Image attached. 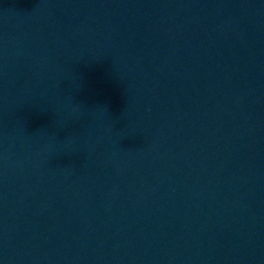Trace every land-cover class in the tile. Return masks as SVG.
<instances>
[{
	"label": "water",
	"instance_id": "water-1",
	"mask_svg": "<svg viewBox=\"0 0 264 264\" xmlns=\"http://www.w3.org/2000/svg\"><path fill=\"white\" fill-rule=\"evenodd\" d=\"M0 264H264V0H0Z\"/></svg>",
	"mask_w": 264,
	"mask_h": 264
}]
</instances>
